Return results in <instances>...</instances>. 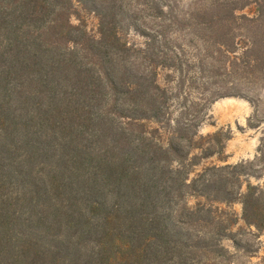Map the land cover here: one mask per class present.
Segmentation results:
<instances>
[{
    "label": "trees",
    "instance_id": "16d2710c",
    "mask_svg": "<svg viewBox=\"0 0 264 264\" xmlns=\"http://www.w3.org/2000/svg\"><path fill=\"white\" fill-rule=\"evenodd\" d=\"M261 82L264 0H0V264H203L187 225L235 200L264 231L246 163L205 164L231 134L199 132Z\"/></svg>",
    "mask_w": 264,
    "mask_h": 264
},
{
    "label": "rangeland",
    "instance_id": "374dc122",
    "mask_svg": "<svg viewBox=\"0 0 264 264\" xmlns=\"http://www.w3.org/2000/svg\"><path fill=\"white\" fill-rule=\"evenodd\" d=\"M178 1L185 6L190 2V0ZM245 11L253 13L254 8L251 7ZM95 24L96 21L89 18V27L95 28ZM252 91L254 100L260 99L257 113L248 99L240 97L221 98L199 113L200 120H203V124L199 127L200 133L206 135L224 130L231 134V139L225 142L224 159L213 156L205 160V164L222 166L246 163L241 169L242 172L237 169L236 174L239 176L242 188L239 187L230 169L217 171V174H224L236 182L230 186L234 197L239 191H246V185L249 182L264 189V83H258ZM175 102L179 103L178 100ZM250 119L259 126L251 127ZM201 167L198 166L196 170L199 171ZM198 200L190 194L187 197L191 207ZM210 207L212 208L210 217L206 209L201 213L199 222L187 225L190 234L205 237L223 249L222 254L210 252L208 256L202 257V263L264 264V231L244 221L240 200L213 204Z\"/></svg>",
    "mask_w": 264,
    "mask_h": 264
}]
</instances>
